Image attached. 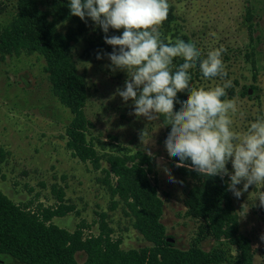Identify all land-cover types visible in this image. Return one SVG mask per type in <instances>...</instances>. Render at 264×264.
<instances>
[{"label": "rangeland", "instance_id": "1", "mask_svg": "<svg viewBox=\"0 0 264 264\" xmlns=\"http://www.w3.org/2000/svg\"><path fill=\"white\" fill-rule=\"evenodd\" d=\"M175 17L172 30L195 41L204 59L210 50L223 48V62L227 77L205 78L195 68L199 77L193 76V88H212L230 80L224 99L235 100L237 112L232 115L233 130L240 133L259 116H264V0H168ZM17 0H0V31L16 17ZM247 15L257 25L250 27ZM61 32L76 25L58 24ZM160 30H164L160 26ZM123 29H109L108 35L120 36ZM102 30H90L75 45L74 60L79 74L88 86L85 114L93 128L89 138L96 146L102 161L96 169L91 163H83L69 150L66 135L73 119L70 110L55 96L46 73V62L38 54L22 53L20 56L0 54V191L17 204L32 203L31 209L40 205L54 206L53 187H62L65 201L76 209L63 218H55L54 224L73 232L86 223L85 237L98 235L100 214H107V221L114 230L113 238L122 241L125 250L150 246L134 228L133 219L126 214V206L119 198L113 199L104 184L109 169L108 155H134L143 151L140 133L146 128L145 144L163 158L177 181L169 182L168 176L155 160V174L150 176L164 202L163 224L167 234L180 249H188L196 242L201 221L187 214L186 199L192 187L199 185L201 177L188 167H179L169 157L164 141L171 128L163 118L148 121L144 117L130 115L133 102L127 104L113 94L123 88L127 73L113 72L107 57L97 59V53L111 52L112 46L104 42ZM232 171L231 163L227 165ZM219 177V176H218ZM223 181H229L225 176ZM114 182V180H113ZM115 184V182H114ZM238 187H242L239 185ZM264 186H251L239 199L230 192L240 231L252 242L254 254L264 263V208L255 200ZM117 207L114 208L115 204ZM217 242L207 239L205 250L217 247ZM83 262L86 257L78 254ZM0 264H20L9 256H0Z\"/></svg>", "mask_w": 264, "mask_h": 264}, {"label": "trees", "instance_id": "2", "mask_svg": "<svg viewBox=\"0 0 264 264\" xmlns=\"http://www.w3.org/2000/svg\"><path fill=\"white\" fill-rule=\"evenodd\" d=\"M69 4L70 0H17L15 19L0 31V54L6 57L27 53L44 58L55 96L73 115L66 131L67 146L75 158L91 163L98 170L102 157L89 138L93 124L85 114L88 86L78 72L73 52L90 30L100 28L90 18L85 23L71 15ZM247 16L250 27L256 26L258 22L253 21V15ZM174 21L170 8L162 24L164 30H160L166 42L179 39V33L167 34ZM64 22L75 24L76 30L61 32L58 24ZM181 39L190 41L186 35ZM182 63V58H175L173 70ZM194 71L189 70L191 79L199 77ZM177 95L179 100H185L188 91ZM179 108L180 104H175L174 111ZM160 117L167 125L165 117ZM105 158L109 169L103 170L104 184L113 199L118 197L125 204L134 228L150 246L123 249L122 241L113 238L107 214H100L98 235L89 237L84 235L85 222L73 232L54 224L55 218H63L76 209L65 201V190L56 185L53 187L56 204L40 205L35 211L31 209L32 203L17 204L0 191V256H9L20 264H254L252 242L238 227L228 181L200 175L199 185L188 192L185 204L188 216L202 223L195 244L180 249L168 241L173 238L162 222L164 202L150 178L155 174V160L142 152ZM171 159L178 162L176 157ZM114 204L116 208L118 203ZM207 239L216 241L217 247L205 250L202 243ZM80 253L86 257L83 262L77 258Z\"/></svg>", "mask_w": 264, "mask_h": 264}, {"label": "clouds", "instance_id": "3", "mask_svg": "<svg viewBox=\"0 0 264 264\" xmlns=\"http://www.w3.org/2000/svg\"><path fill=\"white\" fill-rule=\"evenodd\" d=\"M69 8L71 15L85 23L90 18L105 33L104 42L112 46V51L100 50L96 58L107 57L113 72L127 73L123 88L118 87L113 98L118 95L125 104L131 100L134 107L130 115L137 118L152 122L165 117L171 130L164 145L169 157L178 158L177 168L188 167L199 175L219 176L221 180L229 177L227 190L237 199L253 185L264 186V116L238 133L232 127L237 104L222 99L232 86L230 80L208 89L190 87L189 70L198 61L205 78L227 77L222 59L225 49L210 50L206 58L200 59L202 52L195 41L166 42L160 26L169 15L168 0H70ZM110 28L123 29L122 35L109 36ZM178 57L183 63L173 70V61ZM185 90L187 99L181 101L177 94ZM177 103L180 108L174 111ZM147 135L145 128L140 133L144 153L156 160L169 182L182 183L163 165V158L151 151L150 143L145 144ZM255 200L264 208V191Z\"/></svg>", "mask_w": 264, "mask_h": 264}, {"label": "crops", "instance_id": "4", "mask_svg": "<svg viewBox=\"0 0 264 264\" xmlns=\"http://www.w3.org/2000/svg\"><path fill=\"white\" fill-rule=\"evenodd\" d=\"M254 264H264L260 262V260L257 258V256L254 254Z\"/></svg>", "mask_w": 264, "mask_h": 264}, {"label": "water", "instance_id": "5", "mask_svg": "<svg viewBox=\"0 0 264 264\" xmlns=\"http://www.w3.org/2000/svg\"><path fill=\"white\" fill-rule=\"evenodd\" d=\"M168 241L171 242V243H175L174 239H168Z\"/></svg>", "mask_w": 264, "mask_h": 264}]
</instances>
